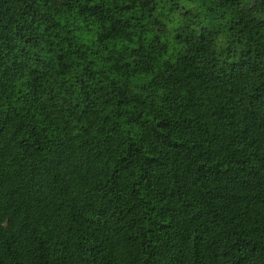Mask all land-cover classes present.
<instances>
[{"label":"trees","instance_id":"obj_1","mask_svg":"<svg viewBox=\"0 0 264 264\" xmlns=\"http://www.w3.org/2000/svg\"><path fill=\"white\" fill-rule=\"evenodd\" d=\"M0 264H264V0H0Z\"/></svg>","mask_w":264,"mask_h":264}]
</instances>
